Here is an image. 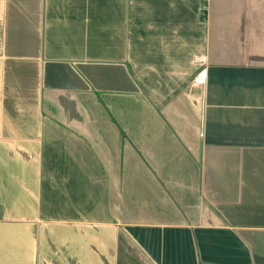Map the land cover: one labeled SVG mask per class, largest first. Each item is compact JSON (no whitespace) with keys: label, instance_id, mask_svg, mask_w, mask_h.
I'll use <instances>...</instances> for the list:
<instances>
[{"label":"crops","instance_id":"crops-1","mask_svg":"<svg viewBox=\"0 0 264 264\" xmlns=\"http://www.w3.org/2000/svg\"><path fill=\"white\" fill-rule=\"evenodd\" d=\"M0 264H264V0H0Z\"/></svg>","mask_w":264,"mask_h":264},{"label":"built area","instance_id":"built-area-1","mask_svg":"<svg viewBox=\"0 0 264 264\" xmlns=\"http://www.w3.org/2000/svg\"><path fill=\"white\" fill-rule=\"evenodd\" d=\"M200 57H197V60H200ZM208 80V69L206 66L202 67L197 73L194 82L198 85H205Z\"/></svg>","mask_w":264,"mask_h":264}]
</instances>
